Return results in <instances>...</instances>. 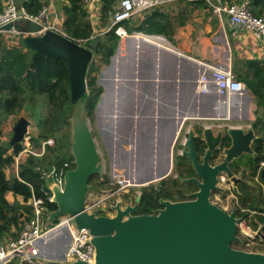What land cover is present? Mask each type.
<instances>
[{"label": "water", "instance_id": "1", "mask_svg": "<svg viewBox=\"0 0 264 264\" xmlns=\"http://www.w3.org/2000/svg\"><path fill=\"white\" fill-rule=\"evenodd\" d=\"M13 25L22 29L19 22H8L2 28L8 30ZM41 27V23L29 20L23 28L32 32ZM100 39V35L96 36L97 41ZM20 40L27 48L66 61L71 100L77 104L71 117L70 149L74 166L65 171L62 187L58 183L51 185L57 206L44 220L54 221L64 213L73 215L78 228H88L93 234L96 258L94 263L76 260L63 264H264V252L232 245L233 241L240 239L237 205L227 211L211 199L212 191L223 189L217 184L221 172L227 173L235 189L238 183L245 182L235 173L231 163L244 153L256 154L253 145L258 135L252 125L203 123L206 120H248L253 97L247 89L224 94L218 92L212 110L203 114L197 123L199 126L195 124L186 129L180 153L191 161L196 175L180 180L198 186L190 194L192 198L171 200L160 197L159 208L151 213H139V194L133 204L123 206L122 201L117 200L112 205L115 209L113 215L98 213V209L87 211L85 202L90 180L103 169L101 150L85 109L87 96L82 99L88 93L87 72L95 57V45H83L54 30L23 35ZM30 124L29 117L21 115L18 118L12 127L11 145L21 142ZM198 138L206 145L202 155L197 149ZM225 140L229 145L222 148L223 156L211 162L213 151ZM173 164L169 154L164 161L151 163L149 168L125 166L124 174L137 180V186H144L167 176ZM257 232L264 238L261 227ZM72 239L68 226L56 235H45L39 239L40 256L46 258L48 264H60L59 260L65 258ZM55 242L57 245L50 253L42 247L43 243Z\"/></svg>", "mask_w": 264, "mask_h": 264}, {"label": "crops", "instance_id": "2", "mask_svg": "<svg viewBox=\"0 0 264 264\" xmlns=\"http://www.w3.org/2000/svg\"><path fill=\"white\" fill-rule=\"evenodd\" d=\"M44 1L50 18L62 26L63 7L68 0ZM190 1L168 0L160 6L166 13H148L152 21L160 20L166 24L168 34L127 30L141 25L148 15L135 14L124 23L127 34L120 37L110 62L98 73L103 91L96 105L94 130L101 143L102 155L111 163L112 173L115 169L125 170V166L119 164L121 161H130L135 169L149 168L151 163L164 161L170 154L175 163V146L184 138L185 130L199 123L203 114L213 108L217 89L213 86L211 91L203 92L199 87L201 75L212 66L231 69L245 83L256 79V73H262L264 80V46L255 35L243 27L231 25L226 16L220 18L205 5L192 6ZM16 2L20 10L25 9L23 0ZM84 2L94 31L102 33L104 38L110 16L102 12L101 0ZM19 24L26 25L21 21ZM6 32L9 31L3 34ZM153 35H163L165 40H148V36ZM247 90L253 97L248 120L252 116L255 120L264 119V108L257 106L255 95L250 88ZM203 123L221 124L218 120ZM29 130L34 136L38 133L33 119ZM42 142L39 145L31 142L36 154L42 152ZM27 156L24 152L20 159L25 160ZM16 159L17 156L6 168L8 177L17 174ZM137 162L143 163L142 166L139 167ZM174 167L173 164L167 176L174 172ZM53 183L54 180L48 181L49 187ZM6 197L10 202L15 199L24 202L23 197L12 190L7 191ZM56 245V242L43 243L42 247L50 253Z\"/></svg>", "mask_w": 264, "mask_h": 264}, {"label": "trees", "instance_id": "3", "mask_svg": "<svg viewBox=\"0 0 264 264\" xmlns=\"http://www.w3.org/2000/svg\"><path fill=\"white\" fill-rule=\"evenodd\" d=\"M118 1L101 0L102 12L110 16ZM45 3L44 0H23V6L30 14H38ZM190 3L192 6H207L204 0H191ZM249 9L255 14H263L264 0H250ZM63 10L64 21L61 27L75 38L87 39L83 44L92 43L95 45L96 54L94 60L89 64L87 72L88 93L82 97L83 99L87 96L85 109L93 123L96 105L103 91V86L98 82V73L103 65L110 62L120 37L125 36L128 29L129 31L143 30L147 33L164 32L168 34L166 24L160 20L152 21V16L148 14L166 12L160 7L142 11L141 13L148 15L145 16L141 25L126 30L124 23L126 24L130 20L127 19L122 22L126 34L120 36L114 29H110L103 33L104 38L101 36V39L97 41L96 38L91 37L96 35L97 31H94L91 24L84 0H68ZM3 33L0 38V115L7 118L10 115L26 113L31 119L36 120L39 133L34 136L28 129L20 143L11 145L9 140L0 143V240L6 238L7 235L17 237L23 222L34 215L33 205L29 202L33 195L42 198L44 206L49 209L56 208V203L48 198L52 193L46 173H49L50 169H54L58 175L74 166V156L70 149L71 131L69 132V126L77 106L71 100L66 61L60 57L27 48L20 40L21 35L13 36L9 32ZM255 78L253 81H247L246 85L255 95L257 106L264 108L263 74L256 73ZM43 109L46 113L44 116H42ZM252 126L258 135L253 145L256 154H249L246 164L250 176H258L260 188L258 196L252 193L241 196V205L247 206L248 210L243 213L241 205L238 204V213L248 216L249 224L254 229L262 225L264 231V193L262 189L264 187V165L260 167V161L264 159V119H256ZM27 135L30 136V142L34 141L38 145L41 144V141L53 137L55 144L52 147L46 144L45 149L50 150L51 154H46V151L41 156L30 153L25 160H20L18 174L8 177L6 168L15 161V157L22 150V142ZM197 149L203 151L204 147L197 143ZM174 165V174L177 172V176L169 175L160 179L159 183L154 181L141 187L139 213H151L153 208L161 206L160 197L171 200L188 198L186 183H183L180 177L191 176L195 171L186 156L177 157ZM95 175L97 176V182L94 184L96 189L109 186L110 177L107 173ZM249 186L250 184L246 182L242 183V188L245 190ZM8 190L21 195L24 202L18 199L10 202L6 197ZM232 245L236 248H245L242 237L233 241ZM9 264H16V260Z\"/></svg>", "mask_w": 264, "mask_h": 264}, {"label": "built area", "instance_id": "4", "mask_svg": "<svg viewBox=\"0 0 264 264\" xmlns=\"http://www.w3.org/2000/svg\"><path fill=\"white\" fill-rule=\"evenodd\" d=\"M168 0H119L115 10L110 13V23L105 31L114 29V31L123 36L126 34L125 27L122 22L131 19L135 14L148 10L153 7L162 5ZM214 13L220 18L227 17L231 25L235 27H243L250 30L255 37L264 46V13L255 14L249 9L250 0H205ZM26 17L30 20H35L43 24V28L33 34L43 33L47 29L55 30L63 35L75 39L77 42L83 44L87 39L75 38L69 35L56 21L50 18L48 9L44 7L38 14L19 13L15 0H0V38L4 31H9L12 34H28L25 30H18L12 27L9 30H4L2 26L8 22H14L21 17ZM157 40H165L163 35H153ZM91 37H94L91 36ZM215 87L220 94L243 92L247 89L245 82L236 77L231 69H225L220 66H212L208 72H204L199 79V87L203 92H207L211 87ZM185 137V136H184ZM54 139L49 138L43 142V148L46 144L53 143ZM264 146V139H263ZM36 154L30 142V136H25L22 142V150L17 155V165L19 167L20 156L22 153ZM38 155L42 154L37 153ZM264 165V159L260 161V167ZM17 167V170H18ZM51 172L46 173V176ZM65 172H60L58 175L53 170L52 174L57 178L54 183L63 186V176ZM18 174V171H17ZM256 178L258 176L256 175ZM109 186L104 189H96L89 191V195L85 202V209L92 211L98 209V213L113 215L114 213L108 210L113 208L112 205L117 200L122 201V205L130 203L133 204L135 194H141L132 186H137L132 183L131 178L126 177L124 171L114 170ZM218 185L223 189L220 191H228L234 195L236 189L233 181L226 172H221L218 175ZM263 185V184H262ZM145 186V185H144ZM264 189V187H262ZM51 189V186H50ZM49 200L53 201V190L51 189ZM126 194L127 199H122L121 194ZM117 195L121 199L112 197ZM29 202L33 205L34 215L25 220L18 233L17 237H6L0 240V264H9L16 260V264H48L46 258L40 256L39 239L44 237L53 229L61 228L62 230L68 226L71 229L73 239L69 246L64 259L59 260L60 264L64 262H73L76 260H84L90 263L95 262L96 248L92 242L93 234L88 228H78L74 222V216L69 213L61 214L54 221H45L44 218L48 216L49 209L44 206V200L33 195ZM234 205L238 207V201L231 204L230 211ZM114 209V208H113ZM115 210V209H114ZM244 211V208H241ZM240 217L238 228H243L242 238L246 250L262 251L264 252V238L258 234L257 229L253 230L247 225L248 218L242 214ZM262 229V225H260ZM263 231V230H262ZM264 232V231H263ZM240 236V235H239ZM241 239V236H240Z\"/></svg>", "mask_w": 264, "mask_h": 264}, {"label": "rangeland", "instance_id": "5", "mask_svg": "<svg viewBox=\"0 0 264 264\" xmlns=\"http://www.w3.org/2000/svg\"><path fill=\"white\" fill-rule=\"evenodd\" d=\"M98 82H99V80H98ZM246 84V83H245ZM246 87H247V85H246ZM248 88V87H247ZM255 107V104L253 103V108ZM96 110V109H95ZM46 113H45V109H43V111H42V116H44ZM21 115H24V116H27V117H29L28 116V114H26V113H21V114H19V115H16V116H14V115H10L9 117H7V118H5L3 115H0V138H1V142L2 141H8L10 138H11V136H12V127H13V125L15 124L14 122H16L17 120H18V118L21 116ZM73 116V115H72ZM257 116V115H256ZM255 116V117H256ZM87 117H88V115H87ZM94 117H95V115H94ZM8 118H12V119H8ZM30 118V117H29ZM88 119H89V117H88ZM16 120V121H15ZM33 120H35L34 118H33ZM255 119H254V117L252 116V119H250V120H247V121H232L231 119L230 120H227V121H225V122H223V123H221L222 125H233V124H238V123H240V124H246V125H252V123H253V121H254ZM36 121V120H35ZM89 121V123H90V125H91V128H92V131H93V134H94V136L96 137V139H97V141H99V138L97 137V135H96V133H95V126H94V122L93 123H91V120L89 119L88 120ZM197 126H199L198 124H196V127ZM70 131H72V123H71V125L69 126V132ZM185 132H186V130H185ZM38 133H39V129H38ZM37 133V134H38ZM50 138H52V139H54L53 137H50ZM45 140H43V142H44ZM0 142V143H1ZM43 142H42V154L46 151V154H51V151L50 150H45L46 149V145L44 146V148H43ZM55 144V140H54V142L53 143H50L49 144V146L50 147H52L53 145ZM101 143H100V141H99V143H98V145H99V148H101L100 150H101V152H103L102 151V147H101V145H100ZM182 146V144H181V139H180V143L178 144H176V146H175V153H176V155H177V157H180L179 155V153H178V151L182 148L181 147ZM179 154V155H178ZM29 155V154H28ZM248 155L249 154H247V153H244V154H242L240 157H238V158H235L234 159V161L231 163L232 164V167L234 168V170L238 173V174H240L242 177H243V180H245V182L246 183H248V184H250V186H249V188L247 189V190H245L244 188H242V183H238V186H237V188H236V191H235V193H234V195H232V194H230L228 191H226V192H223V191H215V192H213V194H212V196H211V199H212V201H214L215 203H217L218 205H220L221 207H223L224 209H226L227 211L230 209V207H231V204H234L235 202H236V200L238 201V204H240L241 205V196H244L245 194H247V193H252L253 195H257L258 196V193H259V185H260V183H259V179L258 178H256V176H250V173H248V168H247V164H246V161H247V159H248ZM181 156H183V155H181ZM101 157H102V164H103V169H102V172H100V175H103V173L104 174H108L109 175V177H110V180H111V178H112V171L110 170L111 168H112V166H111V163H109L108 161H106V159H105V156H104V154L102 155V153H101ZM173 162H174V160H173ZM240 163H242V164H240ZM113 164H115V165H117L116 163H113ZM53 170L54 169H50V174L49 175H47V180L49 181V182H52L53 180L54 181H56L57 180V178L55 177V175L53 174L52 175V172H53ZM115 170H119V169H115ZM174 176V172H172V174L170 175V176ZM178 175V173L176 172V176ZM172 176V177H173ZM181 178V177H180ZM172 179V178H171ZM131 181L133 182V183H135V184H137V180H135V179H131ZM97 182V176L95 175L94 177H93V179H92V181H91V186H90V189H89V191L91 192L92 190H96V186H94V184ZM156 183H159V180H157V182ZM110 185V184H109ZM158 185V184H157ZM177 186V185H176ZM141 187L142 186H132L131 188L134 190V189H136V190H138V192H140V191H142L141 190ZM186 188H189V189H186V191L188 192V191H192L193 190V187H192V184H190V183H187L186 184ZM101 189V188H100ZM103 189H104V187H103ZM263 189V188H262ZM263 193H264V189H263ZM136 195H138V194H135L134 196H136ZM112 197H114L115 199L116 198H118V199H121L120 197H118L117 195H113ZM121 197H122V199L125 201V199H127V196H126V194H121ZM182 200V199H181ZM247 206H243V205H241V208H244V211H243V213H245L248 209V207L246 208ZM109 212H111V213H115V210L113 209V208H111V209H109L108 210ZM251 214V213H250ZM246 216V215H245ZM250 216H252V215H250ZM247 218H248V220H247V225L251 228V229H253V230H255L250 224H249V217L248 216H246ZM252 219V218H251ZM244 228V227H243ZM243 228L240 226L239 228H238V235H240L241 237H242V232H243ZM256 229H258V228H256ZM239 232H240V234H239Z\"/></svg>", "mask_w": 264, "mask_h": 264}, {"label": "flooded vegetation", "instance_id": "6", "mask_svg": "<svg viewBox=\"0 0 264 264\" xmlns=\"http://www.w3.org/2000/svg\"><path fill=\"white\" fill-rule=\"evenodd\" d=\"M218 121H220L221 123H223V122H225V121H227V120H218ZM232 121H234V120H232ZM197 143H198V145H200V146L203 145L204 150H205L206 145H205L201 140H197ZM225 145H229V143H227L226 140H225V141H222L220 147L213 151V154H212V156L210 157V161H211V162H213V161H215L217 158H219V157L221 158V157L223 156L222 148H223ZM204 150L200 152L201 155L203 154ZM254 155H255V154H254ZM137 163H138L137 165H138L139 167L142 166V164H143V163H141V162H137ZM190 163H191V161H190ZM119 164H122L123 166H130V161H121V162H119ZM240 164H242V163H240ZM233 169H234V168H233ZM234 171H235V170H234ZM235 173H236L238 176L242 177V176H241L240 174H238L236 171H235ZM193 175H196V173H194ZM193 175H191V176H193ZM242 178H243V177H242ZM183 183H186V184H187V183H190V184H192L193 190H192V191H188V192H186V194H187V196H188L187 199L192 198V197L190 196V194H191L192 192L196 191V190L198 189V186H197L195 183H193V182H183ZM185 187H186V186H185ZM187 189H189V188H187ZM189 190H190V189H189ZM213 192H215V191H212L211 196H212ZM135 199H136V197L134 198V201H133V202H135ZM139 205H140V204H139ZM159 207H160V206H159ZM159 207H155V208H153L152 211L156 210V209L159 208ZM240 249H241V248H240Z\"/></svg>", "mask_w": 264, "mask_h": 264}, {"label": "bare ground", "instance_id": "7", "mask_svg": "<svg viewBox=\"0 0 264 264\" xmlns=\"http://www.w3.org/2000/svg\"><path fill=\"white\" fill-rule=\"evenodd\" d=\"M205 1V0H204ZM15 2H16V0H15ZM119 2V1H118ZM206 2V1H205ZM118 4V3H117ZM116 4V5H117ZM206 4H207V7L212 11V9L209 7V5H208V3L206 2ZM16 5H17V2H16ZM116 5H115V7H114V10H115V8H116ZM161 6V5H160ZM160 6H157V7H160ZM17 7H18V5H17ZM44 7H46L47 9H48V7L47 6H44ZM43 7V8H44ZM42 8V9H43ZM153 8H156V7H153ZM41 9V10H42ZM150 9H152V8H150ZM150 9H148V10H150ZM18 10H19V13H28L25 9H23V10H20L19 8H18ZM40 10V11H41ZM146 11V10H145ZM113 12V11H112ZM111 12V13H112ZM213 12V11H212ZM48 13H49V10H48ZM214 13V12H213ZM28 14H30V13H28ZM216 14V13H215ZM50 15V14H49ZM218 16V15H217ZM30 19H28V18H26V17H21L20 19H18V20H16V21H14V22H19L20 23V21L21 22H24V23H26L27 24V22L29 21ZM33 21H35V20H33ZM36 22H38V21H36ZM40 23V22H39ZM110 23V22H109ZM42 24V23H41ZM109 25V24H108ZM12 27H15L16 29H18V30H25L23 27H25V26H22V29H19V27L18 26H16V25H13ZM11 27V28H12ZM61 27V26H60ZM108 27V26H107ZM10 28V29H11ZM43 28V24H42V27L41 28H39L38 30H36V31H27L28 32V34H33V32H37V31H39L40 29H42ZM107 29V28H106ZM5 30V29H4ZM9 30V29H8ZM47 30H51V29H47ZM46 30V31H47ZM26 31V30H25ZM55 31V30H54ZM45 32V31H44ZM43 32V33H44ZM58 32V31H57ZM43 33H38V34H43ZM60 33V32H59ZM62 34V33H61ZM25 35H27V34H25ZM34 35V34H33ZM98 35H100V36H102V33H100V32H97L96 33V35H94V37L93 38H96V36H98ZM23 36V35H22ZM145 36V35H144ZM147 37V36H146ZM141 38V37H140ZM148 40H150V39H152V40H155V41H157V38L156 37H154V36H148ZM159 42V41H158ZM154 43H156V42H154ZM162 43V42H161ZM156 44H158V43H156ZM83 45H85V44H83ZM160 45H162V44H160ZM155 46V45H154ZM159 48V47H158ZM166 48V47H165ZM167 49H168V47H167ZM169 49H171V48H169ZM176 50H178V49H176ZM168 52H170V51H168ZM172 53H174L173 51H171ZM179 53V52H178ZM96 54V53H95ZM184 54V53H183ZM193 57V56H192ZM190 59V58H189ZM194 61V60H193ZM201 61V60H200ZM31 119V118H30ZM256 132V131H255ZM133 183V182H132ZM62 231V229L61 228H58V229H53V230H51L50 232H48V234H51V233H53V235H56L57 233H60Z\"/></svg>", "mask_w": 264, "mask_h": 264}]
</instances>
